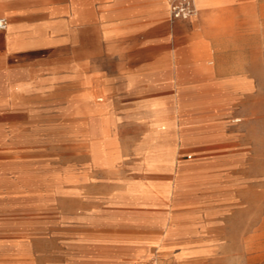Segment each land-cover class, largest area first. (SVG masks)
<instances>
[{
  "label": "rangeland",
  "instance_id": "obj_1",
  "mask_svg": "<svg viewBox=\"0 0 264 264\" xmlns=\"http://www.w3.org/2000/svg\"><path fill=\"white\" fill-rule=\"evenodd\" d=\"M169 9L154 27L119 43L101 42L94 28L92 98L84 102L93 114H101L100 105H107L108 120L93 115L91 124H85L78 116L86 108L67 102L33 109L30 122L24 116L0 117V264L61 259L43 229V217L36 215H166V205L107 200L126 187L165 183L174 184L175 197L177 180L214 185L208 191L214 188L220 195L215 197L218 213L209 216L203 234L208 251L196 264H264V17H257L254 25L239 11L213 18L215 50L204 56L220 74L217 89L155 90L147 85L121 90L110 84L109 91L100 90L105 75L117 69L130 73L170 66L179 74L186 72L189 83H198L199 68L188 51H180L190 38V23L167 21ZM242 78L250 81L247 88L221 89L229 79L238 83ZM180 102L189 104L182 116L177 114ZM155 107L174 119V128L163 137L149 133L147 114ZM183 126L187 129L181 130ZM85 130L88 136H79ZM159 154L171 156L174 166L156 168L144 162L145 156ZM158 191L164 197V189ZM176 209L172 202L171 214L183 215ZM201 249L185 243L174 255L191 264Z\"/></svg>",
  "mask_w": 264,
  "mask_h": 264
},
{
  "label": "crops",
  "instance_id": "obj_2",
  "mask_svg": "<svg viewBox=\"0 0 264 264\" xmlns=\"http://www.w3.org/2000/svg\"><path fill=\"white\" fill-rule=\"evenodd\" d=\"M196 3L197 16L183 19L190 23L191 35L180 51H188L191 63L199 68L198 83H189L186 72L179 74L166 65L144 72L117 69L105 75L100 90L109 91L110 84L121 86V90L147 85L155 90H185L190 86L219 88L220 74L204 56L215 50L210 39L213 18L239 11L254 25L257 17H264V0H196ZM167 10L166 0H0V16L8 22L5 29H0V117L24 116V122H30L33 109H48L67 102L73 108L80 107L79 103L86 108L84 116H78L85 124H91L93 115L108 120L104 113L107 105H100L101 114H93L84 102L87 96L92 98L90 66L94 28L99 29L101 42L119 43L142 28L154 27ZM167 21L174 20L169 16ZM221 85L223 91L236 92L247 88L250 81L242 78L236 83L229 79ZM187 107V103H178L177 114L182 116ZM156 109L148 110L149 133L163 137L174 128V119ZM185 129L183 126L181 130ZM78 134L87 137L89 132ZM144 162L156 168L174 166L171 156L166 154L145 156ZM176 171L183 176L181 169L177 167ZM175 182L178 192L175 197L174 184L165 183L126 187L107 200L117 205H166V215L83 212L36 215L43 217V229L50 234L54 251L61 258L46 264H185L174 255L185 243L202 247L191 263L196 264L208 251L203 234L209 216L218 213L215 197L220 195L214 188L208 191L214 185ZM158 188L164 189V197ZM172 202L183 215L171 214Z\"/></svg>",
  "mask_w": 264,
  "mask_h": 264
},
{
  "label": "built area",
  "instance_id": "obj_3",
  "mask_svg": "<svg viewBox=\"0 0 264 264\" xmlns=\"http://www.w3.org/2000/svg\"><path fill=\"white\" fill-rule=\"evenodd\" d=\"M171 19H186L195 16L196 9L192 0H171V5L169 9ZM7 19L0 16V29H5L7 27ZM159 264H173L169 262H162Z\"/></svg>",
  "mask_w": 264,
  "mask_h": 264
},
{
  "label": "bare ground",
  "instance_id": "obj_4",
  "mask_svg": "<svg viewBox=\"0 0 264 264\" xmlns=\"http://www.w3.org/2000/svg\"><path fill=\"white\" fill-rule=\"evenodd\" d=\"M166 1H167V7L169 8L170 7V0H166ZM193 3H194V6H195V9H196L195 16H197V14H198V7H197L196 0H193Z\"/></svg>",
  "mask_w": 264,
  "mask_h": 264
}]
</instances>
